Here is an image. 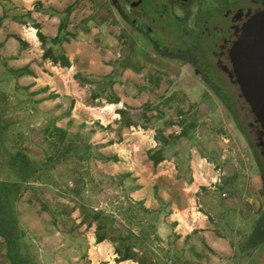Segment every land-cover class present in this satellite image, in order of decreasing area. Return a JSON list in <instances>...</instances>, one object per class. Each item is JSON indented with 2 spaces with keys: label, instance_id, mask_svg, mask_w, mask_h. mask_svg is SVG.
<instances>
[{
  "label": "rangeland",
  "instance_id": "obj_1",
  "mask_svg": "<svg viewBox=\"0 0 264 264\" xmlns=\"http://www.w3.org/2000/svg\"><path fill=\"white\" fill-rule=\"evenodd\" d=\"M5 6L8 12L18 13L13 14L15 17L27 15L24 7L0 0V18H4ZM68 7H72L70 12ZM36 8L51 15L46 22L52 32L58 24L55 16L68 17L71 30L78 36L74 40L89 45L85 42L78 49L91 55L77 59L76 68H63L64 75L51 74L58 75L64 86L61 91L71 94L58 96L49 91V86H39L35 91L40 94L31 96L26 91L14 92V86H0V117L5 124L0 135V181L20 179L10 163L12 154L22 150L34 157L32 166L39 173L21 187L15 206L19 222L37 248L40 264H92L89 242L96 238V226L80 224L83 207L113 215V237L125 234L130 227L139 232L137 219L129 223L126 207L131 203L128 198L134 199L130 188L142 177L150 198L144 201H150L152 209L166 202L169 210L175 203L209 213L218 223L224 218L231 223L223 231L227 238L239 240L235 247L241 250L224 264H263L264 155L258 146L262 135L239 86L232 82L217 85L230 92L226 103L216 85L207 83L193 65L170 57L165 46L157 49L149 37L136 30L113 0H45ZM185 20L169 18L159 23L181 36L188 29ZM7 30L14 31L10 27ZM68 33L64 29L61 35L66 37ZM15 37L19 41L20 37ZM65 44L55 45V52L67 53ZM167 44L172 52L175 43ZM50 46L49 42L46 47ZM39 48L34 50L35 58ZM89 60L100 68L88 72ZM119 95L129 97L124 105L113 99ZM43 98L45 101L40 100ZM109 103L114 105L106 107ZM127 107L131 121L137 123L135 128L124 127L121 117L115 115ZM194 120L196 125L190 128ZM187 126L189 135L176 137ZM57 127L67 131L62 142ZM165 140L168 142L164 145ZM68 146L75 147L78 154L60 157V151ZM159 151H163L165 160L155 165L152 155ZM118 155V160H113ZM49 157L55 162L43 166V160ZM203 163L208 166V174L203 171ZM125 173H131V177L119 182ZM219 173L220 180L213 182V176ZM209 184H216V189L210 190ZM229 191L233 194L223 196ZM220 199L229 200L222 206ZM243 202L249 206L250 218L238 213L235 216L232 210L225 213L227 207L234 209L231 207ZM166 211L154 222L169 223ZM68 215L77 223L73 234L69 233L74 225ZM169 234L159 226L151 234V257L168 261L171 249H178L179 245L167 244L173 232ZM257 252L262 256H254ZM0 264H11L2 237Z\"/></svg>",
  "mask_w": 264,
  "mask_h": 264
},
{
  "label": "crops",
  "instance_id": "obj_2",
  "mask_svg": "<svg viewBox=\"0 0 264 264\" xmlns=\"http://www.w3.org/2000/svg\"><path fill=\"white\" fill-rule=\"evenodd\" d=\"M11 1L16 5L24 7L23 10L27 12V15H25L24 13L19 17H15L13 14L18 13H12V10L8 12L7 7H4L6 9V12L0 25V52H4L7 57H2L0 53V86H14V92L26 91V94H29L31 96L40 94L39 91H35L39 86H49V91L54 92L58 96L59 94H71L66 90L61 91L64 86L60 82L58 75L54 76L51 74H58L59 72L62 74L63 68L73 67L74 65H76V68L78 66L77 59L79 58L83 59L86 56H90L91 58L90 54L87 55V53H83L82 50L78 49V47L85 42L87 46H89L88 42L74 40V38H77L78 36L76 32L71 30V25L68 24V17L63 18L55 16L53 19L58 20V24L56 25V23L53 22V24L56 25L55 31H50L49 25L47 24L46 20L50 18L51 15L45 14V11L42 9L36 8L37 4H40V2H45V0ZM70 18L72 20L71 15ZM35 19H37L36 23L40 25L43 34L48 38H54L59 34L61 23L67 24V27L65 29L69 33L66 35V37H63L61 34L60 36L65 38L62 44L66 42L65 48L68 50V52L65 54L69 58L71 65L62 66L59 63L55 64L50 58H43L45 49L42 45V42L37 36V29L35 27L36 23H34L33 25L30 23V20L35 21ZM8 27L12 28L14 31L12 32L10 30H7ZM86 30L88 32V29ZM15 36H19L20 39L24 41V43L20 44V40L18 41ZM6 37L8 38L6 39ZM38 45H40V54L37 55V58H35L34 56L36 55H33V53L34 50H37ZM89 51L91 52V50ZM93 62L94 60H89V63L87 64V66L89 67L88 72L90 70H93V68H98L100 66L94 65ZM53 65L58 66L54 67ZM88 78H90V76H88ZM127 98L129 97H126L124 95L116 96L118 102L121 101L123 105L125 104V101H127ZM40 100H44V98ZM110 104L114 105V103H109V105L106 104V107H109ZM120 110H126V108L119 109L117 113L115 112V115H119L121 117V114L119 113ZM121 124L123 123L121 122ZM123 126L132 128L137 127L135 125ZM115 144L118 143L115 142ZM117 157L119 158L120 155H118ZM206 169H208V166L204 165L203 171L205 170V174H208L206 172ZM220 176V173L215 177L213 176V182H215L216 180L219 181ZM230 181H232V179H230ZM136 185L139 188L131 192V196L136 200L144 201V199L148 197V188L145 186V179L143 177L140 178L137 181ZM216 186V184L215 187H213L212 184H209L208 188H210V190H215ZM219 188L221 189V187ZM207 193L211 194L210 191H208ZM230 193L233 194L231 191H229L228 193H224L223 196H226ZM149 199L150 198L148 197V200ZM228 200L229 199H225L222 201V199H220V201L222 202L221 205L223 206ZM205 202H207V200H205ZM148 203H150V201H144V204L147 207L151 208ZM232 203L233 202H231V204ZM172 205L173 206L171 207V209L168 210V216H166V220L169 223H157L159 229L162 230L163 228L167 236L170 235V232H173V235H171L172 237L167 238V244H171L173 247L174 244H176L177 246L179 245L178 249L175 250V248H173L171 249V252L168 253V255H170V259L167 257V260L173 261L170 263L224 264L228 261H231L236 252H239L241 250L235 247V242L239 241L238 239L231 240V238L229 239L225 236L223 228L228 227L231 224L228 223L229 221L226 218L222 219L223 223H218L217 221L212 219V216H210L209 213L196 210L195 207L184 206L181 208L178 206V204L175 203H173ZM208 205L210 206V203H208ZM231 208L234 209H230L227 207L228 210H226L225 213L229 210H232L235 213V216L237 215V213L240 217L246 219L252 216H248L249 206L244 202L243 205L240 204L236 207L232 206ZM239 232L240 231L238 230L237 233ZM89 244L91 248H89L88 254L89 259L92 261V264H140L139 262H136L134 260L117 262L116 258L118 257V255L115 253L114 243L109 242V240H105L101 243H96V238H94L93 241L89 242ZM102 249L103 251L99 252V250ZM244 254L247 255L246 253ZM258 255L262 256L260 252H257L254 256L258 257ZM253 260L255 261V259Z\"/></svg>",
  "mask_w": 264,
  "mask_h": 264
},
{
  "label": "trees",
  "instance_id": "obj_3",
  "mask_svg": "<svg viewBox=\"0 0 264 264\" xmlns=\"http://www.w3.org/2000/svg\"><path fill=\"white\" fill-rule=\"evenodd\" d=\"M72 7H68V12ZM3 17L0 18V25L2 23ZM37 29V36L39 40L42 42V45L45 49L44 58H50L55 64H61L62 66H69L70 61L69 58L63 52L56 53L54 46L61 45L65 40L62 36H60L62 30L67 27L66 23H61L59 34L54 38H48L41 31L40 25L35 24ZM21 43H24L21 39H19ZM51 43L52 46L46 47L48 43ZM197 72L200 73L201 69L197 68ZM115 100V98H113ZM228 103V100H225ZM126 110H120L121 121L123 125L132 126L137 125L136 122L131 121L132 115ZM130 110H132L130 108ZM138 110V109H136ZM129 116V118H128ZM130 121H127L128 119ZM196 125V121H192L190 123V128ZM5 124L2 121V117H0V135L2 134V130L4 129ZM189 126L187 128L183 127L182 131L176 135V137H187L189 135ZM59 130V141L62 142L65 140L67 136V131L64 129L56 128ZM55 130V131H56ZM167 140H165L164 145L167 144ZM1 149L3 151L6 150V147L3 143H1ZM89 152L91 151V147H89ZM62 152V153H61ZM75 153L78 154L77 149L71 146L66 147L65 151H60L59 156H64L67 153ZM87 153V151L85 152ZM85 153L84 156H85ZM91 155V154H90ZM152 159L154 164L157 165L165 160L163 151H159L152 155ZM34 157H31L28 153L23 152L22 150L17 154H12L10 158V163L14 166V171L19 175L18 180L15 182L9 181H0V237H2L7 245V256L11 264H40L37 259V252L34 244L32 243V239L30 234L23 228L22 223L19 222V214L16 209V198L19 194V190L21 187L29 182L36 173H39V169L34 168L32 166V161ZM113 160H118V157L113 158ZM50 162H55V159L49 157L43 160V166L47 165ZM34 168V170L32 169ZM32 169V170H31ZM131 177V173L122 174L119 178V182L125 181L127 178ZM54 183V181H51ZM51 183V184H53ZM139 188L137 185L132 186L130 190L132 192ZM131 203L127 205V214L128 220L130 224H132L133 219H137V226L139 225V232L136 231L134 227H130L125 234L118 235V237H113L110 233V230L113 229L115 223H113L114 216L107 214L102 209H95L92 207H83V218L80 224H85L87 228H91L93 225L96 226L95 236L96 243H101L105 240H110L114 243L115 253L118 255L116 258L117 262H122L125 260H134L139 262L140 264H169L166 260L161 258H154L150 256V253L154 256V252L151 250V234L156 233L157 231V223L154 221L159 219V216L166 211V216H168V206L169 203L162 202V206L159 209H152L147 207L144 204V201H135L132 198H128ZM67 219L73 223V228L69 229V233L73 234L75 228L77 227V223L71 216H67ZM150 221V222H148ZM150 231V233H147ZM80 237V235H79ZM141 237V239H140ZM147 245V246H146Z\"/></svg>",
  "mask_w": 264,
  "mask_h": 264
},
{
  "label": "flooded vegetation",
  "instance_id": "obj_4",
  "mask_svg": "<svg viewBox=\"0 0 264 264\" xmlns=\"http://www.w3.org/2000/svg\"><path fill=\"white\" fill-rule=\"evenodd\" d=\"M113 1L120 14L129 19L142 35L149 37V41L157 49L165 46L170 57L186 61L195 69L200 68L199 75L207 83L216 85L224 100L229 99L230 92L223 91L217 85L236 83L232 75L231 47L244 23L253 14L264 10V0ZM169 18L176 22L186 19L184 24L188 29L181 36L173 35L159 23ZM167 43H175L172 52H169ZM258 139V146L264 155V136H259Z\"/></svg>",
  "mask_w": 264,
  "mask_h": 264
},
{
  "label": "water",
  "instance_id": "obj_5",
  "mask_svg": "<svg viewBox=\"0 0 264 264\" xmlns=\"http://www.w3.org/2000/svg\"><path fill=\"white\" fill-rule=\"evenodd\" d=\"M232 75L264 136V10L242 26L230 50Z\"/></svg>",
  "mask_w": 264,
  "mask_h": 264
}]
</instances>
